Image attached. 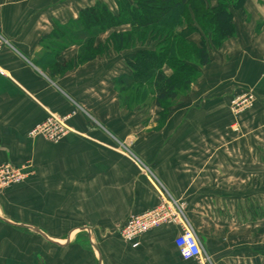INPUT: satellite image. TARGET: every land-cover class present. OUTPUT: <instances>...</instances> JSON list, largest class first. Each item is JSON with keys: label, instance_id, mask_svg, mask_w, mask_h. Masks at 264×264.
I'll list each match as a JSON object with an SVG mask.
<instances>
[{"label": "crops", "instance_id": "obj_1", "mask_svg": "<svg viewBox=\"0 0 264 264\" xmlns=\"http://www.w3.org/2000/svg\"><path fill=\"white\" fill-rule=\"evenodd\" d=\"M98 3L117 10L116 0H0V32L11 43L0 54V164L31 172L0 190V264H196L180 255L177 224L151 230L137 248L119 228L158 206L162 191L193 194L196 218L210 222L218 202L221 211L222 200L244 195L229 193L235 169L252 168L247 154L264 146V0L233 10L235 36L211 49L192 93L160 127L158 106L125 111L114 87L134 50L111 49L63 74L46 70L43 37ZM77 52L54 61L70 63ZM243 91L257 98L236 131L231 99ZM49 112L72 114V132L59 142L29 135ZM224 222L222 242L195 230L211 257L222 255L216 264H262L254 243Z\"/></svg>", "mask_w": 264, "mask_h": 264}, {"label": "trees", "instance_id": "obj_2", "mask_svg": "<svg viewBox=\"0 0 264 264\" xmlns=\"http://www.w3.org/2000/svg\"><path fill=\"white\" fill-rule=\"evenodd\" d=\"M245 1L116 0V11L98 3L82 9L78 18L56 24L43 37L50 57L46 70L63 74L111 48L134 50L126 59L129 71L113 80L114 87L121 97L129 92L123 102L128 109L147 106L152 94L160 108L161 126L174 102L190 90L203 68L212 62L211 49L235 36L233 10L243 9ZM110 31L106 41L98 43L99 37ZM73 46L78 52L72 62L54 61Z\"/></svg>", "mask_w": 264, "mask_h": 264}, {"label": "rangeland", "instance_id": "obj_3", "mask_svg": "<svg viewBox=\"0 0 264 264\" xmlns=\"http://www.w3.org/2000/svg\"><path fill=\"white\" fill-rule=\"evenodd\" d=\"M120 29H126V27H122ZM110 33L111 31L105 33V35L103 36L101 35L102 37L101 36L99 37L98 43H103L104 42L103 40H106L105 38H108ZM152 45L154 46L155 43H153ZM130 51H133V50H125V53L123 54L128 55ZM117 52H122V51H117ZM108 53L109 52L105 54H108ZM105 54H102V55H105ZM102 55H98V56H102ZM96 58H94L91 61H94ZM91 61H88V62H91ZM168 70L169 69H166V71ZM195 84L191 86L190 90L186 94H184L177 101H175L172 107L178 106L182 102L183 98L187 97L190 93H192V90ZM116 91L118 92V90ZM245 92L247 91H243L235 95L233 99H235V97L242 96V94ZM128 93L129 92H124L121 97L118 92L121 105L125 111H145V110L150 109L152 106H157L154 101V97L151 94L149 95V103L147 106H144L142 108L136 107L134 109H128L127 106H125L123 103L124 97L128 96ZM255 96H256V93H255ZM256 98L252 102V105L249 108H247L245 111L239 114L233 113L232 112L233 109H231V112L234 115L233 117L234 122L233 124L231 123L230 127L232 126V128H234V130L236 131L241 127L240 125L238 126L237 117L241 116L242 114H244L245 112L253 108L256 102ZM233 99H231V105H230L231 108H232ZM158 110H160L159 107H158ZM234 156H236V158L242 157L240 159L241 163H244V161H246L242 153H234ZM246 157H248L250 161L252 160L253 162L252 168L250 167L249 169H244V168L235 169L234 177H235L236 183L232 186L229 185L228 187L229 193L233 191L234 194H244V195L243 196L234 195L233 199L231 200V198H229L228 201L222 200L220 202L223 208L221 211L218 210L220 208V205L218 202L215 208L220 214L215 212L216 210L214 209L212 211L213 217L212 219H210L211 220L210 222H205V221L202 222L200 218L198 219L196 218L197 214L194 208L193 194L184 200H178L177 198L176 199L183 206L184 208L183 210H184L186 217L192 223L197 233L212 235L213 237H215L216 242H222L227 239L228 232L226 230V226L224 225L225 224L224 221H226V219H229V218L233 220L234 226L236 229V235L239 237L244 235L246 240H250L251 242L254 243L255 247L253 248V251L255 250V253L258 254L256 256H258L260 258V262L264 264V146H262V149L260 151L247 154ZM216 251L219 252L220 250H216ZM221 257L222 255L217 253L216 257H213V256L211 257L212 262L216 264L220 260Z\"/></svg>", "mask_w": 264, "mask_h": 264}, {"label": "built area", "instance_id": "obj_4", "mask_svg": "<svg viewBox=\"0 0 264 264\" xmlns=\"http://www.w3.org/2000/svg\"><path fill=\"white\" fill-rule=\"evenodd\" d=\"M8 46H11L9 39L0 32V54ZM0 74H5V70L1 66ZM255 98L253 91H247L242 96L235 97L232 101V112L239 114L245 111L252 105ZM71 116L72 114L61 116L49 112L45 120L37 124L29 132V135L31 137L43 136L51 142H59L72 132L68 123ZM30 173L27 166L18 167L9 162L1 163L0 190L22 183ZM183 209L178 200L170 196L167 191H162L161 203L143 214L130 216L119 228V234L124 241L137 248L142 236L146 233L164 224H177L181 227V232L175 242L182 259L193 261L196 264H214Z\"/></svg>", "mask_w": 264, "mask_h": 264}]
</instances>
